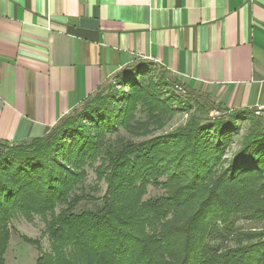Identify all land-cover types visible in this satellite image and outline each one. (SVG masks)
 Here are the masks:
<instances>
[{
    "label": "trees",
    "instance_id": "trees-1",
    "mask_svg": "<svg viewBox=\"0 0 264 264\" xmlns=\"http://www.w3.org/2000/svg\"><path fill=\"white\" fill-rule=\"evenodd\" d=\"M124 69L46 135L1 141L0 264L17 214L45 222L49 250L23 236L36 264H264V224L236 225L264 223V114L211 100L192 111L166 67ZM89 167L102 197L82 186Z\"/></svg>",
    "mask_w": 264,
    "mask_h": 264
},
{
    "label": "crops",
    "instance_id": "crops-1",
    "mask_svg": "<svg viewBox=\"0 0 264 264\" xmlns=\"http://www.w3.org/2000/svg\"><path fill=\"white\" fill-rule=\"evenodd\" d=\"M137 60L264 112V0H0V141L46 135Z\"/></svg>",
    "mask_w": 264,
    "mask_h": 264
},
{
    "label": "rangeland",
    "instance_id": "rangeland-1",
    "mask_svg": "<svg viewBox=\"0 0 264 264\" xmlns=\"http://www.w3.org/2000/svg\"><path fill=\"white\" fill-rule=\"evenodd\" d=\"M143 60H137L135 63H133L131 66L141 63ZM146 61V60H145ZM158 69L161 70V67L157 66ZM125 69H119L112 73L110 76L106 78L104 81V85L108 84H116V79L124 72ZM181 84L176 85L175 91L179 95L180 99L183 101H190L191 105H193L192 111L195 110L196 105L199 102H204L206 100H211L214 102H221L217 100V97L210 92V90L202 91L200 89L193 88L189 86L186 82H183L182 80ZM185 85V86H184ZM80 106V105H79ZM78 106V107H79ZM255 113L258 115H263V109L257 108L254 109ZM258 111H260L258 113ZM187 110L185 112L179 111L176 116L174 117L173 121L170 122L168 125L169 129H174L178 125L183 124L187 119ZM221 113L218 110H213L210 113L211 116H219ZM245 132V128H242V132L240 134H243ZM122 134H126L124 131H122ZM130 137V136H129ZM240 140V137H238L235 140V143L233 144L232 149H236L238 146V142ZM3 142V141H2ZM1 143V141H0ZM13 144L14 142H9ZM84 187V190L91 195H94L95 197H102L106 190V184L104 181H99L96 178V173L93 168H88V177L85 180L84 184L82 185ZM163 192V189H157L154 187H150V192L146 197H150L155 194H161ZM88 204L82 206L85 207ZM61 207H58L57 212H59ZM263 222H251L244 220L242 218H238L236 221V225L239 229L247 230L252 227H262ZM9 231L11 234V239L9 240L8 247L6 248L4 252V258L6 260V264H36L37 258L40 255V252L47 251L50 249V242L48 235L44 232L45 230V222L44 220L39 216L35 215L32 217V219L26 218L22 214H17L10 222L9 224ZM23 236L31 239V240H39L40 244L42 246V250L39 251L37 246L34 243L28 242L23 239Z\"/></svg>",
    "mask_w": 264,
    "mask_h": 264
},
{
    "label": "built area",
    "instance_id": "built-area-1",
    "mask_svg": "<svg viewBox=\"0 0 264 264\" xmlns=\"http://www.w3.org/2000/svg\"><path fill=\"white\" fill-rule=\"evenodd\" d=\"M260 111H258V113H259Z\"/></svg>",
    "mask_w": 264,
    "mask_h": 264
}]
</instances>
